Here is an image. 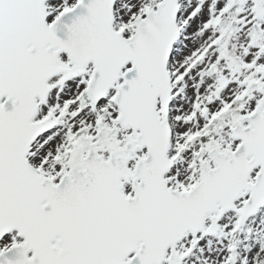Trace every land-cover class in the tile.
<instances>
[{
  "label": "snow or ice",
  "instance_id": "obj_1",
  "mask_svg": "<svg viewBox=\"0 0 264 264\" xmlns=\"http://www.w3.org/2000/svg\"><path fill=\"white\" fill-rule=\"evenodd\" d=\"M0 264H264V0H0Z\"/></svg>",
  "mask_w": 264,
  "mask_h": 264
}]
</instances>
